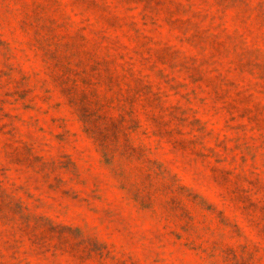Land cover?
I'll return each instance as SVG.
<instances>
[{"label":"rangeland","instance_id":"rangeland-1","mask_svg":"<svg viewBox=\"0 0 264 264\" xmlns=\"http://www.w3.org/2000/svg\"><path fill=\"white\" fill-rule=\"evenodd\" d=\"M0 264H264V0H0Z\"/></svg>","mask_w":264,"mask_h":264}]
</instances>
